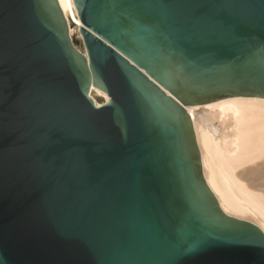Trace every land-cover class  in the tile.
<instances>
[{
	"label": "water",
	"instance_id": "1",
	"mask_svg": "<svg viewBox=\"0 0 264 264\" xmlns=\"http://www.w3.org/2000/svg\"><path fill=\"white\" fill-rule=\"evenodd\" d=\"M74 3L83 48L58 0H0V264H264L189 113L264 97V0Z\"/></svg>",
	"mask_w": 264,
	"mask_h": 264
},
{
	"label": "bare ground",
	"instance_id": "2",
	"mask_svg": "<svg viewBox=\"0 0 264 264\" xmlns=\"http://www.w3.org/2000/svg\"><path fill=\"white\" fill-rule=\"evenodd\" d=\"M83 48L74 0H58ZM100 106L103 92L92 97ZM202 172L221 209L264 231V97L233 96L189 109Z\"/></svg>",
	"mask_w": 264,
	"mask_h": 264
},
{
	"label": "rangeland",
	"instance_id": "3",
	"mask_svg": "<svg viewBox=\"0 0 264 264\" xmlns=\"http://www.w3.org/2000/svg\"><path fill=\"white\" fill-rule=\"evenodd\" d=\"M78 46H80V44L78 43ZM80 48V47H79Z\"/></svg>",
	"mask_w": 264,
	"mask_h": 264
},
{
	"label": "built area",
	"instance_id": "4",
	"mask_svg": "<svg viewBox=\"0 0 264 264\" xmlns=\"http://www.w3.org/2000/svg\"><path fill=\"white\" fill-rule=\"evenodd\" d=\"M80 46H81V44H80ZM80 46H79V47H80Z\"/></svg>",
	"mask_w": 264,
	"mask_h": 264
}]
</instances>
